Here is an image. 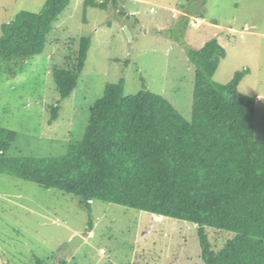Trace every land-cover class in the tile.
<instances>
[{
	"label": "rangeland",
	"instance_id": "rangeland-1",
	"mask_svg": "<svg viewBox=\"0 0 264 264\" xmlns=\"http://www.w3.org/2000/svg\"><path fill=\"white\" fill-rule=\"evenodd\" d=\"M99 2L103 0H97ZM46 0H0L2 25L20 10L40 11ZM91 45L78 84L63 98L55 68H74L79 43ZM217 38L226 49L214 79L230 81L249 69L240 91L256 98L255 137L264 141V0H119L106 9L70 0L41 54L25 61L0 57V125L17 132L8 154L64 155L82 139L91 106L111 82L125 92L149 89L192 117L196 68L185 45L199 49ZM58 117L50 121L52 107ZM84 240L66 256L61 245ZM224 236L218 239L222 246ZM1 264H201L194 223L93 200L0 174Z\"/></svg>",
	"mask_w": 264,
	"mask_h": 264
},
{
	"label": "trees",
	"instance_id": "trees-1",
	"mask_svg": "<svg viewBox=\"0 0 264 264\" xmlns=\"http://www.w3.org/2000/svg\"><path fill=\"white\" fill-rule=\"evenodd\" d=\"M109 1L119 2L85 6L106 9ZM69 3L46 0L38 12H17L2 25L0 57L41 54ZM90 45L82 37L74 68L53 70L62 99L77 86ZM185 51L196 68L190 119L149 89L127 94L121 78L106 85L83 138L64 155H10L17 132L0 125V174L74 194L89 211L99 200L194 223L201 264H264V141L255 137L256 98L239 89L250 70L216 81L226 57L217 38ZM58 112L53 106L51 122Z\"/></svg>",
	"mask_w": 264,
	"mask_h": 264
},
{
	"label": "water",
	"instance_id": "water-1",
	"mask_svg": "<svg viewBox=\"0 0 264 264\" xmlns=\"http://www.w3.org/2000/svg\"><path fill=\"white\" fill-rule=\"evenodd\" d=\"M159 216H155V220H159ZM84 240L83 236L80 234H75L69 240L64 242L59 250L57 251V256L60 258L66 256L70 251L77 247Z\"/></svg>",
	"mask_w": 264,
	"mask_h": 264
},
{
	"label": "crops",
	"instance_id": "crops-1",
	"mask_svg": "<svg viewBox=\"0 0 264 264\" xmlns=\"http://www.w3.org/2000/svg\"><path fill=\"white\" fill-rule=\"evenodd\" d=\"M160 218L162 217V216H159Z\"/></svg>",
	"mask_w": 264,
	"mask_h": 264
},
{
	"label": "clouds",
	"instance_id": "clouds-1",
	"mask_svg": "<svg viewBox=\"0 0 264 264\" xmlns=\"http://www.w3.org/2000/svg\"><path fill=\"white\" fill-rule=\"evenodd\" d=\"M155 216H158V215H155Z\"/></svg>",
	"mask_w": 264,
	"mask_h": 264
}]
</instances>
